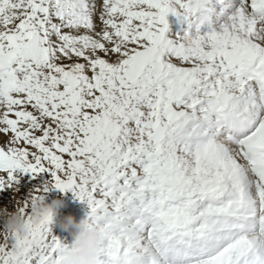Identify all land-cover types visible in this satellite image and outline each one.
Segmentation results:
<instances>
[{"label":"snow or ice","instance_id":"snow-or-ice-1","mask_svg":"<svg viewBox=\"0 0 264 264\" xmlns=\"http://www.w3.org/2000/svg\"><path fill=\"white\" fill-rule=\"evenodd\" d=\"M24 179L86 205L95 264H264V0H0V194ZM54 215L0 264H74Z\"/></svg>","mask_w":264,"mask_h":264},{"label":"clouds","instance_id":"clouds-1","mask_svg":"<svg viewBox=\"0 0 264 264\" xmlns=\"http://www.w3.org/2000/svg\"><path fill=\"white\" fill-rule=\"evenodd\" d=\"M25 199L26 207L22 201L14 199V207L11 211L0 208V225H2L0 234L14 232L26 235L27 218L30 217L33 223H37L49 212L57 210L62 205L60 199L47 202L44 195L38 193L29 192ZM59 226L72 236L70 256L74 264H95L103 242V233L100 228L86 215L79 220L68 215L62 219Z\"/></svg>","mask_w":264,"mask_h":264},{"label":"rangeland","instance_id":"rangeland-1","mask_svg":"<svg viewBox=\"0 0 264 264\" xmlns=\"http://www.w3.org/2000/svg\"><path fill=\"white\" fill-rule=\"evenodd\" d=\"M1 201H2V204H3L2 206H3V207H4V206H6V207H7V206H8V204H10V203H11L10 199H9V198H5V197H4V198H2V200H1Z\"/></svg>","mask_w":264,"mask_h":264}]
</instances>
